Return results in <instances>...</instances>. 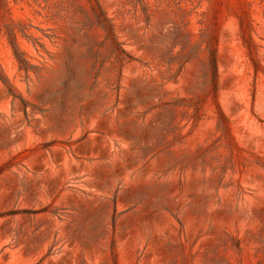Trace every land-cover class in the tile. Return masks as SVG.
<instances>
[{"label":"rangeland","instance_id":"374dc122","mask_svg":"<svg viewBox=\"0 0 264 264\" xmlns=\"http://www.w3.org/2000/svg\"><path fill=\"white\" fill-rule=\"evenodd\" d=\"M98 2L0 0V264H264V0Z\"/></svg>","mask_w":264,"mask_h":264},{"label":"trees","instance_id":"16d2710c","mask_svg":"<svg viewBox=\"0 0 264 264\" xmlns=\"http://www.w3.org/2000/svg\"><path fill=\"white\" fill-rule=\"evenodd\" d=\"M92 9H93L92 11L94 13H96L100 18L102 17L106 21V25L108 24V27H109V24H110L109 19L107 18L105 11L103 10L101 5L99 4L98 0H96L95 4H92ZM15 53L17 54V56H21L23 54V53H21V51L18 48H15Z\"/></svg>","mask_w":264,"mask_h":264}]
</instances>
